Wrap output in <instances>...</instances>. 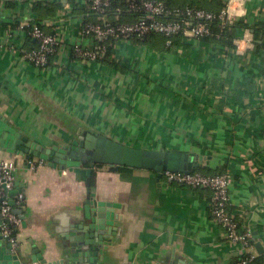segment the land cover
<instances>
[{"label": "crops", "instance_id": "1", "mask_svg": "<svg viewBox=\"0 0 264 264\" xmlns=\"http://www.w3.org/2000/svg\"><path fill=\"white\" fill-rule=\"evenodd\" d=\"M39 1L58 2L0 0V120L43 145L76 138L81 128L138 147L210 156L206 167L230 177V213L251 231L246 247L227 242L211 218L207 189L170 184L150 170L97 165L90 190L122 217L102 264H233L244 251L264 262V49H254L253 29H239L231 49L188 39L186 50L163 51L120 39L113 59L122 71L74 54L76 45L95 44L80 34L95 19L86 0L60 1L44 20L60 39L57 51L37 67L18 53L36 40L17 26L38 19L32 6ZM222 1L231 22L264 23V0ZM0 158L16 163L14 188L24 195L16 253L24 264L58 259L74 224L89 223L85 168H29L1 150ZM6 249L1 244L0 255Z\"/></svg>", "mask_w": 264, "mask_h": 264}, {"label": "built area", "instance_id": "2", "mask_svg": "<svg viewBox=\"0 0 264 264\" xmlns=\"http://www.w3.org/2000/svg\"><path fill=\"white\" fill-rule=\"evenodd\" d=\"M68 1V0H67ZM129 9L140 11L144 16L135 22H116L113 24L103 23V16L111 0H91V9L99 16L98 22H84L80 26V34L90 36L92 39L106 37L136 36L143 38L148 34H160L165 36L166 45L171 44V37L180 34L189 40H200L201 37L210 33L208 23L218 20L221 27L231 22L227 16L226 7L217 14L200 8L186 7L184 9L168 8L166 0H124ZM175 16L176 18L162 19L159 16ZM18 29L24 30L37 42V47L31 49H19V54L28 63L43 67L49 62L59 45L57 34L45 32L39 23L29 25L26 21L19 22ZM27 29V30H26ZM104 47L94 44L87 47L76 45L74 54L81 58L95 60L99 50ZM43 160L30 161V168L44 165ZM16 163L11 158H0V234L11 245V252L16 253L19 242L17 230L22 226V218L13 211L9 204V193L14 190ZM162 177L167 183L185 185L190 188H204L210 192V215L223 230L225 240L229 243L240 244L246 247L251 238L250 229L239 224L229 211L230 197L228 187L230 177L226 172L207 174L200 171L165 172ZM24 195L16 192L12 198L18 207ZM256 254L244 251L237 257L235 264H260L256 262ZM36 264V263H31ZM261 264H264L262 262Z\"/></svg>", "mask_w": 264, "mask_h": 264}, {"label": "water", "instance_id": "3", "mask_svg": "<svg viewBox=\"0 0 264 264\" xmlns=\"http://www.w3.org/2000/svg\"><path fill=\"white\" fill-rule=\"evenodd\" d=\"M67 6V0H61ZM0 150L11 155L22 157L30 168V161L43 160L48 166L59 168L83 167L86 170V201L83 218L89 220L84 225L78 220L66 238V243L58 259L47 261L40 257L39 264H102L105 261L104 250L114 236L120 234L121 215L113 208L117 206L110 201L95 197L90 190V175L97 165H108L150 170L158 178L165 172L189 173L196 168L205 167L210 156L189 150H178L160 147H136L116 140L104 133H93L81 128L77 137L62 144L43 145L31 141L22 133L16 132L0 120ZM18 190L14 189L10 195ZM13 211L21 216V208L16 207L13 199L9 200ZM84 231V232H83ZM7 249L0 255V264H24L17 253H12L10 243L0 234V245ZM33 261H37L31 256Z\"/></svg>", "mask_w": 264, "mask_h": 264}, {"label": "trees", "instance_id": "4", "mask_svg": "<svg viewBox=\"0 0 264 264\" xmlns=\"http://www.w3.org/2000/svg\"><path fill=\"white\" fill-rule=\"evenodd\" d=\"M50 1V0H48ZM56 3L51 2H36L32 6V9L37 12L38 19H31L27 20L26 22L29 25L39 23L41 25V28L51 34H55V32H50L45 29L44 20L46 18H49L51 16H54L56 11L58 9H61V0H57ZM68 3H70L72 6L77 5L75 0H68ZM166 4L168 8H178V9H184L186 7H193V8H200L207 10L209 12H212L214 14H217L221 11V9L224 6V2L222 0H176V2L172 0H166ZM86 6L88 10L90 11V14L93 16L95 20L88 21V22H98L101 21V19H98V14L91 9V0H86ZM105 20H103V23H109L113 24L116 22H135L141 19L144 16L143 12L140 11H134L128 8L127 3L124 0H111L110 5L107 7V10L105 11L104 15ZM162 19H170V18H176L175 16L169 15V16H159ZM210 28V33L201 37L200 41L207 43V44H219L223 48L231 49L233 48V39L238 35V30L244 27H249L253 29V35L255 40V50L264 49V23L263 24H253L248 25L244 22H241L239 20L229 22L226 26L221 27L219 24V21L213 20L208 23ZM27 30V29H26ZM90 37V36H89ZM125 39L132 41L136 44H145L149 45L151 47L156 46H163V51H171L176 48L186 50L189 48V42L188 39L180 34L173 35L171 37V44L166 45V38L163 35L160 34H148L147 36L143 38H139L136 36H129L127 38L122 37H106L103 39H94L95 44H98L101 47H104V49L99 50L98 54L96 55L95 60L99 62L108 63L116 68L121 69L122 71L124 68L120 65H118L114 59H113V52L114 48L113 45L115 41ZM31 42V40H30ZM34 42V41H33ZM37 47V42L36 46ZM34 47V48H35ZM29 49V48H28ZM100 166V165H99ZM111 169H117V170H126L129 169L127 167H118V166H111ZM195 171H200L202 173L207 174H218L223 173V168H217L215 170H211L208 167H199L194 169ZM237 261V258L233 262ZM257 263H262L259 258H256Z\"/></svg>", "mask_w": 264, "mask_h": 264}, {"label": "clouds", "instance_id": "5", "mask_svg": "<svg viewBox=\"0 0 264 264\" xmlns=\"http://www.w3.org/2000/svg\"><path fill=\"white\" fill-rule=\"evenodd\" d=\"M229 7H230V9H234L236 7V5L233 4V5H230ZM243 47H244V42L241 41L240 48L242 49Z\"/></svg>", "mask_w": 264, "mask_h": 264}, {"label": "rangeland", "instance_id": "6", "mask_svg": "<svg viewBox=\"0 0 264 264\" xmlns=\"http://www.w3.org/2000/svg\"><path fill=\"white\" fill-rule=\"evenodd\" d=\"M136 147H138V146H136Z\"/></svg>", "mask_w": 264, "mask_h": 264}]
</instances>
